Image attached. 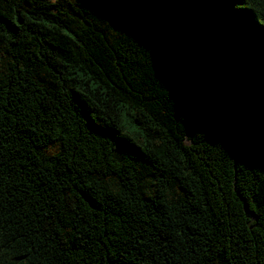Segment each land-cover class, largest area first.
<instances>
[{"label": "trees", "instance_id": "16d2710c", "mask_svg": "<svg viewBox=\"0 0 264 264\" xmlns=\"http://www.w3.org/2000/svg\"><path fill=\"white\" fill-rule=\"evenodd\" d=\"M225 3L0 0V264H264V34Z\"/></svg>", "mask_w": 264, "mask_h": 264}, {"label": "snow or ice", "instance_id": "6c2138e0", "mask_svg": "<svg viewBox=\"0 0 264 264\" xmlns=\"http://www.w3.org/2000/svg\"><path fill=\"white\" fill-rule=\"evenodd\" d=\"M225 4L229 7L235 6L233 15L239 23L246 18L252 19L264 34V6H257L264 5V0H226Z\"/></svg>", "mask_w": 264, "mask_h": 264}]
</instances>
